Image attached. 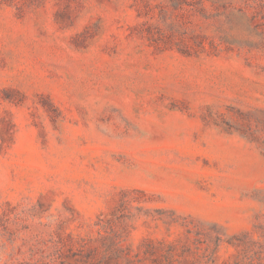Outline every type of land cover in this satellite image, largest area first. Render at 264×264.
Here are the masks:
<instances>
[{
	"label": "rangeland",
	"instance_id": "rangeland-1",
	"mask_svg": "<svg viewBox=\"0 0 264 264\" xmlns=\"http://www.w3.org/2000/svg\"><path fill=\"white\" fill-rule=\"evenodd\" d=\"M0 264H264V0H0Z\"/></svg>",
	"mask_w": 264,
	"mask_h": 264
}]
</instances>
